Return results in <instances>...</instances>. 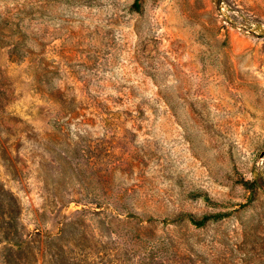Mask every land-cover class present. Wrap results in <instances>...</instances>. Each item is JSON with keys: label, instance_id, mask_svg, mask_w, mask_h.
I'll return each mask as SVG.
<instances>
[{"label": "rangeland", "instance_id": "rangeland-1", "mask_svg": "<svg viewBox=\"0 0 264 264\" xmlns=\"http://www.w3.org/2000/svg\"><path fill=\"white\" fill-rule=\"evenodd\" d=\"M136 1L0 0V264H264V0Z\"/></svg>", "mask_w": 264, "mask_h": 264}, {"label": "trees", "instance_id": "trees-1", "mask_svg": "<svg viewBox=\"0 0 264 264\" xmlns=\"http://www.w3.org/2000/svg\"><path fill=\"white\" fill-rule=\"evenodd\" d=\"M136 2H138V0H137ZM137 5H138V3H137ZM206 219H207V217H204V218L201 219V220L195 221V223H196L197 225L201 226V225H203V224L205 223Z\"/></svg>", "mask_w": 264, "mask_h": 264}]
</instances>
